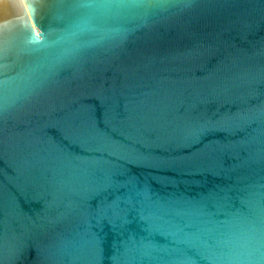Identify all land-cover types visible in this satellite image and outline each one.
Listing matches in <instances>:
<instances>
[{
	"label": "water",
	"instance_id": "water-1",
	"mask_svg": "<svg viewBox=\"0 0 264 264\" xmlns=\"http://www.w3.org/2000/svg\"><path fill=\"white\" fill-rule=\"evenodd\" d=\"M0 264H264V0H0Z\"/></svg>",
	"mask_w": 264,
	"mask_h": 264
}]
</instances>
